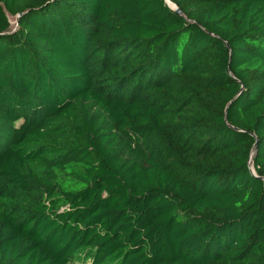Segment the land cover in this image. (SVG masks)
<instances>
[{
    "label": "trees",
    "instance_id": "1",
    "mask_svg": "<svg viewBox=\"0 0 264 264\" xmlns=\"http://www.w3.org/2000/svg\"><path fill=\"white\" fill-rule=\"evenodd\" d=\"M169 1L0 0V264H264V0Z\"/></svg>",
    "mask_w": 264,
    "mask_h": 264
},
{
    "label": "water",
    "instance_id": "2",
    "mask_svg": "<svg viewBox=\"0 0 264 264\" xmlns=\"http://www.w3.org/2000/svg\"><path fill=\"white\" fill-rule=\"evenodd\" d=\"M164 1H165V3H166L171 9H173V10L179 12V10L176 8V6H175L173 3H171L169 0H164ZM254 147H255V144L253 145L252 152L254 151ZM249 171H250V173H251L252 175L255 176V173H254L253 168H252V166H251V161L249 162ZM260 179H263V180H264V178H260Z\"/></svg>",
    "mask_w": 264,
    "mask_h": 264
},
{
    "label": "rangeland",
    "instance_id": "3",
    "mask_svg": "<svg viewBox=\"0 0 264 264\" xmlns=\"http://www.w3.org/2000/svg\"><path fill=\"white\" fill-rule=\"evenodd\" d=\"M10 19V18H9ZM13 22H15V19H10V23L12 24Z\"/></svg>",
    "mask_w": 264,
    "mask_h": 264
}]
</instances>
